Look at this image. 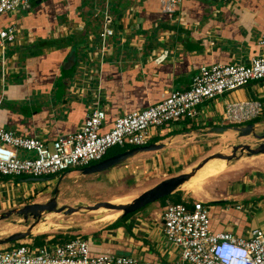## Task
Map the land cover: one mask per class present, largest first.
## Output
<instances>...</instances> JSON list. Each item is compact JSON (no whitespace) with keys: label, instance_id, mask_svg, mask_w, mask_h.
Wrapping results in <instances>:
<instances>
[{"label":"crops","instance_id":"obj_1","mask_svg":"<svg viewBox=\"0 0 264 264\" xmlns=\"http://www.w3.org/2000/svg\"><path fill=\"white\" fill-rule=\"evenodd\" d=\"M31 1L0 17V31L13 28L15 32V41L3 45L2 63L0 58V129L47 145L59 135L77 132L97 107L106 113L102 127L106 132L116 118L154 106L173 91L188 90L201 67L247 65L262 51L257 43L264 34V0H180L170 20L163 16L160 0ZM105 10L113 36L101 51L99 33ZM253 99L259 100L238 101ZM226 104L216 110L218 120L209 121V130L168 127L185 119L157 127L161 129L151 133L150 143L164 144L160 149L164 150L165 139L171 145L178 137L212 134L210 129L224 126ZM259 118L264 119V112ZM259 159L264 164V154ZM69 171L82 174L81 169ZM235 180L228 191L214 198L192 200L205 206L219 203L209 208L213 231L248 237L254 229L264 230V165ZM4 190L1 185L2 196ZM14 190L9 189V194ZM165 207L155 202L126 216L111 211L117 217L109 221L100 239H81L88 242L91 256H130L140 264H174L178 252L166 242L162 230ZM46 231L48 227L40 224V232ZM32 236L22 243L30 249L41 248H34ZM55 244L61 243L44 240L43 247Z\"/></svg>","mask_w":264,"mask_h":264},{"label":"built area","instance_id":"obj_2","mask_svg":"<svg viewBox=\"0 0 264 264\" xmlns=\"http://www.w3.org/2000/svg\"><path fill=\"white\" fill-rule=\"evenodd\" d=\"M30 1L0 0V17L26 7ZM179 2L160 0L161 12L166 19L173 17ZM108 20L105 10L99 33L101 51L113 36ZM14 41L13 28L0 31L1 63L3 45ZM257 44L262 51L247 65L201 67L188 90L173 91L154 106L116 118L106 132L102 131L106 113L98 107L86 116L77 132L59 135L50 145L0 129V176H53L99 162L112 147L124 149L148 145L150 128L185 119L194 120L197 108L205 102L250 82L264 80V34ZM263 112L264 105L257 99L233 101L224 106L222 122L224 125H244L258 119ZM162 230L166 242L178 252L174 264H264V230L254 229L248 237L237 236L229 230L213 231L209 209L201 201L168 204L162 215ZM0 264L140 263L130 256H91L88 242L75 238L38 249H30L19 242L0 251Z\"/></svg>","mask_w":264,"mask_h":264},{"label":"rangeland","instance_id":"obj_3","mask_svg":"<svg viewBox=\"0 0 264 264\" xmlns=\"http://www.w3.org/2000/svg\"><path fill=\"white\" fill-rule=\"evenodd\" d=\"M33 3L34 2L31 1L30 6H33ZM250 97L258 98L264 102V80L260 82H250L245 87L225 93L221 97H216L210 102L198 107L200 114L193 121L187 119L185 123L170 124L168 127L175 131H183L180 130L179 127H185L186 125L195 131L209 130V126L211 125L209 121L218 120V114L216 112L218 108L221 109L227 102L238 101ZM211 112H214L213 115L208 116V113ZM251 123L239 125L237 127L246 126ZM224 126L236 127L235 125ZM160 129L161 128L152 127L149 130L153 133ZM260 131H264V119L259 120L258 125L255 126V132ZM164 141V150L148 152L149 154L144 156L136 155V157L130 158L124 163L107 169L100 174L82 175L79 171L69 173L67 170L57 175L45 177L47 179L45 182L20 181V179L31 177H0V186L2 185L6 190H4L3 196L0 194V200H5L2 201V207L0 206V214L12 208H20L23 205L33 202L45 203L46 199L49 197V190L43 192L41 190L45 188L51 189L60 178L63 179L58 186L59 191L56 197L58 206L85 207L94 205L98 202H109L113 204L129 203L143 191L153 187L160 181L181 173H188L192 167H195L204 158L212 154L223 153L229 155L231 146L247 144L252 148L253 144H255V141H253L251 137L237 138L232 131H227L222 134L212 133L208 136L200 133L186 135L184 137H178L171 145L168 144L169 142H167L166 145V139ZM131 148L133 147H127L125 150ZM120 151H122L121 148L112 147L108 150L106 155L110 156L111 154L120 153ZM241 156V162L233 160L227 163L224 161L226 169H223V163L220 162L221 160L215 159L209 161L202 170L207 171L213 168L216 169L218 175L212 178L205 177L203 176L204 171L200 170L199 172H201V174L199 172V174L197 173L198 175L195 176L196 178L194 177L196 182L193 184L199 189L194 190L188 187L189 184L186 183L175 195L180 196L183 202L188 203L192 202V199L207 200V197L214 198L218 193L228 191L230 183L236 181L235 178L247 177L250 173L259 171L264 165L261 164L262 161L259 159L261 155L247 157L246 154H242ZM95 163L97 162L91 163L90 165ZM236 184L237 182H234L235 186ZM9 189L15 190L13 193L9 194ZM174 193L158 201V203H162L166 206L172 204L174 202ZM28 194H30V196L25 197V195ZM15 195H24L25 198H15ZM229 202L233 203L234 201L230 200ZM207 206L208 209L215 207L213 204H208L206 207ZM107 212L114 213L105 209L77 212L71 215L53 212L43 213L39 224L32 231V237L47 241L53 238L59 240L63 236H72L75 238L86 237V240L87 238L100 239L99 237L103 235L105 231H108L106 226L110 222L99 223L98 220ZM31 222L32 221L28 220L27 224H31ZM40 224L46 225L48 231L40 232ZM24 230H26L24 222L16 215L5 220H0V238L10 233ZM22 241L26 242L27 240L25 239L19 242L22 243ZM53 243L57 242L54 241ZM15 244H17L16 241L8 245L14 246ZM1 250H4V246L0 247V251Z\"/></svg>","mask_w":264,"mask_h":264},{"label":"water","instance_id":"obj_4","mask_svg":"<svg viewBox=\"0 0 264 264\" xmlns=\"http://www.w3.org/2000/svg\"><path fill=\"white\" fill-rule=\"evenodd\" d=\"M226 131H236L239 132L240 137H248L251 135H255V127L254 125L248 124L243 127H215L210 129V132L213 133H225ZM257 139L261 140L260 145L256 148H251L247 144H238L235 146H231V152L229 155L223 153H215L206 158H204L200 163H198L195 167H192L188 173H181L179 175L164 179L154 185L153 187L143 191L137 197H135L132 201L125 204H113L109 202H98L91 206H78V207H70L67 205L58 206L56 197L58 193V189L56 188L53 191V198L45 203H30L23 205L20 208H12L2 214H0V220H5L13 215H16L21 218L24 222V226L26 230L24 231H16L10 233L9 235L0 238V247L8 245L12 242H19L21 240H25L32 236L33 229L39 224L40 219L43 213H62L64 215H71L77 212L83 211H96L100 208H105L108 210H114L121 212V216H126L131 213H134L145 206L158 202L160 199L171 195L172 193L178 191L182 188L186 183H188L196 173L201 170L209 161L211 160H222L225 162H231L233 160H237L241 157L242 154H246L248 157L257 156L264 154V131L259 136H255ZM164 144H155L150 143L146 146L142 147H133L129 150L123 151L121 153L114 154L109 156L95 164L89 165L81 169L83 175H91L101 173L107 169L120 165L127 161L130 158L140 154V153H148L154 152L162 149ZM237 152L241 155H237ZM24 182H45L47 179L45 177L41 178H26L22 179ZM120 218V217H119ZM28 220H31V224H27ZM15 222V221H12Z\"/></svg>","mask_w":264,"mask_h":264},{"label":"bare ground","instance_id":"obj_5","mask_svg":"<svg viewBox=\"0 0 264 264\" xmlns=\"http://www.w3.org/2000/svg\"><path fill=\"white\" fill-rule=\"evenodd\" d=\"M256 159V158H255ZM220 162H222L223 163V169H226L225 168V162L224 161H220ZM205 167V166H204ZM203 167V168H204ZM202 168V169H203ZM201 169V171H204V170H202ZM206 170V169H205ZM200 171V170H199ZM198 171V172H199ZM219 171V170H218ZM197 172V173H198ZM196 173V175H198L199 173L201 174V172H199L198 174ZM220 173V172H219ZM195 175V176H196ZM218 175V172L216 171V169H213V168H210V169H208L207 171H204V175L203 176H205V177H209V178H212V177H214V176H217ZM194 176V177H195ZM192 178L191 180H190V182H188V184H189V186L188 187H190V188H193L194 190H198L199 188H196L193 184L196 182V177L195 178ZM204 178V177H203ZM198 180V179H197ZM201 181H202V179H201ZM200 182V181H199ZM191 183V184H190ZM202 192V191H201ZM194 193V192H193ZM199 193V192H198ZM200 197V196H199ZM210 197V196H209ZM208 198V197H207ZM202 199V198H201ZM204 199V198H203ZM100 209H105V208H100ZM99 210V209H98ZM105 210H108V209H105ZM109 211H114V210H109ZM105 212V211H104ZM117 217V214H115V213H109V212H107V213H105L102 217H100V219H99V221L98 222H100V223H105V222H109V221H113L115 218Z\"/></svg>","mask_w":264,"mask_h":264},{"label":"trees","instance_id":"obj_6","mask_svg":"<svg viewBox=\"0 0 264 264\" xmlns=\"http://www.w3.org/2000/svg\"><path fill=\"white\" fill-rule=\"evenodd\" d=\"M260 119H261V118L254 120L255 122H253V121H252V122H253V123H258V121H259ZM151 143H152V142H151ZM149 144H150V143H149ZM125 149H126V148L122 149V151H120V153L123 152V151H126ZM111 155H114V154H111ZM111 155H110V156H111ZM105 157H109V156L106 155ZM105 157H104V158H105ZM104 158H103V159H104ZM70 170H71V169H70ZM67 172H70V171L68 170ZM177 192H178V191H176V192L173 194V196H174V197H173V200H174L173 203H174V204H175V203H184V202L182 201V199H181L180 196L175 195ZM164 198H166V197H164ZM164 198L160 199L159 201L163 200ZM161 204H162V203H161ZM209 204H213V205L215 206V205H218L219 203H213V202H212V203H209ZM116 223H117V222H116ZM116 223H114V224H116ZM114 224H113V225H114ZM72 239H75V237H72V236H63V237H62L61 239H59V240H56L55 238H53V239L49 240V242L52 243V242L55 241V242L65 243V242H68V241H70V240H72ZM18 243H19V242H17V244H18ZM15 245H16V244H15ZM15 245H14V246H15ZM42 245H44V240H42V239H40V238H38V239H37V238H36V239L34 238V246H35L34 248H38V247H40V246H42ZM9 247H10V246H9ZM12 247H13V246H12ZM42 247H43V246H42Z\"/></svg>","mask_w":264,"mask_h":264},{"label":"flooded vegetation","instance_id":"obj_7","mask_svg":"<svg viewBox=\"0 0 264 264\" xmlns=\"http://www.w3.org/2000/svg\"><path fill=\"white\" fill-rule=\"evenodd\" d=\"M255 124L256 123H251V125H254V127H255ZM243 127V126H242ZM234 134H235V136L237 137V138H241L240 136H239V132H236V131H232ZM262 134V131H260V132H255V135L253 134V135H251V136H249V137H251V139L253 140V141H255V144H253V146H252V148H256L258 145H260V143H261V140H259V139H257L255 136L257 135V136H259V135H261ZM245 154V153H244ZM237 155H241V154H239V152H237ZM62 179L63 178H60L55 184H54V186L53 187H51V189L49 188H45L44 190H41L42 192L43 191H48L49 190V197L46 199V202L47 201H49V200H51L54 196H53V191L57 188L58 189V186L60 185V183H61V181H62ZM59 191V190H58ZM57 195H58V193H57ZM57 199V198H56ZM31 221V220H30Z\"/></svg>","mask_w":264,"mask_h":264},{"label":"clouds","instance_id":"obj_8","mask_svg":"<svg viewBox=\"0 0 264 264\" xmlns=\"http://www.w3.org/2000/svg\"><path fill=\"white\" fill-rule=\"evenodd\" d=\"M103 160V159H102ZM82 169V168H81ZM73 240V239H72Z\"/></svg>","mask_w":264,"mask_h":264}]
</instances>
